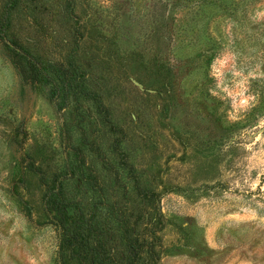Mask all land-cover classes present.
<instances>
[{
	"label": "rangeland",
	"instance_id": "1",
	"mask_svg": "<svg viewBox=\"0 0 264 264\" xmlns=\"http://www.w3.org/2000/svg\"><path fill=\"white\" fill-rule=\"evenodd\" d=\"M8 22L90 94L60 107L0 39V264H59L57 176L115 256L135 223L152 264H264V0H15Z\"/></svg>",
	"mask_w": 264,
	"mask_h": 264
},
{
	"label": "trees",
	"instance_id": "2",
	"mask_svg": "<svg viewBox=\"0 0 264 264\" xmlns=\"http://www.w3.org/2000/svg\"><path fill=\"white\" fill-rule=\"evenodd\" d=\"M14 4L15 0H7L0 17V39L8 48H11L14 54V65L31 82L48 85L51 99H61L60 107L64 105L73 87H77L79 95L88 96L90 93L83 87L81 73L75 67L68 70L54 68L51 64L38 61L26 50L8 40L6 36L8 16ZM129 170H131L130 166ZM73 173L72 167L69 166L63 178L70 179ZM58 177L55 178L53 186L46 187L42 203L44 212L51 213L50 222L57 231L59 264H63L62 256L65 254L74 259L77 264H152L147 260L155 259H153L155 247L160 245L156 235L159 228L148 224H143V227L136 226L135 223L129 224V234L123 232L120 235L122 254L119 257L115 256L111 253L109 244L101 240L103 234L107 236L102 223L92 221V215L86 218L79 203L64 196L61 192L62 179ZM132 179L133 195L142 201L150 202L153 198L151 190L141 187L136 178ZM52 203L55 205L54 208L51 207Z\"/></svg>",
	"mask_w": 264,
	"mask_h": 264
}]
</instances>
